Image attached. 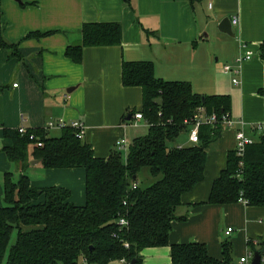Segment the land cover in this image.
Returning <instances> with one entry per match:
<instances>
[{
	"label": "crops",
	"instance_id": "1",
	"mask_svg": "<svg viewBox=\"0 0 264 264\" xmlns=\"http://www.w3.org/2000/svg\"><path fill=\"white\" fill-rule=\"evenodd\" d=\"M1 9L5 37L15 45L0 49V205L5 173L20 171L2 150L7 129H42L61 119L82 121L87 127L83 141L96 156L108 157L119 149L116 142L126 138L131 123L146 124L135 119L143 107L142 89L122 82L125 61H151L158 78L190 82L193 91L203 95H228L231 117L243 121L256 140L264 134V0H131V5L124 0H2ZM235 16L239 23L233 25L234 35L222 31L221 21ZM94 22L119 23L122 42L86 47L77 63L66 49L80 44L83 25ZM248 50L253 56L241 64L240 73L225 70ZM258 125L260 134L252 130ZM240 127H222L208 140L205 178L183 194L178 214L186 218L174 222L172 243H205L210 255L220 258V233L233 227L230 236L238 260L249 240L261 248L263 207L241 201L207 203L229 154L236 151ZM54 130L61 133L55 128L49 135ZM28 174L33 185L67 188L72 202L85 204L83 168L47 169L31 158ZM155 248L151 259L167 264L169 254L163 252L171 251L170 246Z\"/></svg>",
	"mask_w": 264,
	"mask_h": 264
},
{
	"label": "trees",
	"instance_id": "2",
	"mask_svg": "<svg viewBox=\"0 0 264 264\" xmlns=\"http://www.w3.org/2000/svg\"><path fill=\"white\" fill-rule=\"evenodd\" d=\"M124 1L131 5V0ZM1 2L0 49L11 50L15 44L5 37ZM81 33V43L66 49V55L77 63L86 47L122 42V26L115 22L86 23ZM260 56L264 59V42ZM122 82L142 89L139 112L148 127L147 134L130 142L126 161L119 149L108 157L96 156L72 127H65L56 137L44 128L29 129L42 141L41 146L18 129L5 131L2 150L20 171L17 180L13 172L4 175L0 264L15 229L18 236L6 264H80L84 259L90 264H109L122 258L141 264L142 250L165 246L171 248L169 264H236L229 241L222 242L220 258L211 256L205 243L171 242L174 222L186 218L178 214L184 204L182 196L204 180L208 140L222 131L220 125H202L199 143H190L191 125L186 120L201 106L207 113H229L230 97L199 94L190 82L158 78L151 61H125ZM31 158L39 159L47 169L83 168L85 204L72 202L67 188L33 185L28 174ZM143 167L162 178L149 187L133 188ZM241 199L248 206L264 208V134L247 147L243 157L236 151L229 154L207 203L228 205ZM122 218L128 225L121 228ZM248 243L258 250L252 240ZM260 246L264 248V240Z\"/></svg>",
	"mask_w": 264,
	"mask_h": 264
},
{
	"label": "built area",
	"instance_id": "3",
	"mask_svg": "<svg viewBox=\"0 0 264 264\" xmlns=\"http://www.w3.org/2000/svg\"><path fill=\"white\" fill-rule=\"evenodd\" d=\"M239 23V18L237 16H235L232 19V24L233 25H237ZM253 56V53L251 51H246L245 54H242L241 56H239L236 59V63L235 64H228L225 66V70L229 71V72H235V73H240L241 71V64L247 60V59H251ZM234 82L238 83L239 80L237 77L234 78ZM15 86H17V84H15ZM23 118V117H22ZM135 119L139 120V119H143L142 113L137 112L135 114ZM24 120V118H23ZM187 123H189L191 125V130H190V134H189V138L190 141L193 143H199L200 141V128L202 125H211L213 127H216L218 125L224 127H236L238 124H241V127L237 130L236 132V141H237V145H236V152L238 154V156L243 157L247 147L251 144H253L256 141V137L254 135H251L247 130L246 127L244 126V122L243 121H237L234 118L231 117V115L229 113H224L221 115H218L217 113H207L204 107H199L197 113H195V115L186 120ZM130 125L133 126H137L138 123L136 121H134L133 123H131ZM65 127H72L73 129H75L76 131V136L80 139H83L85 137L86 134V130L87 127L84 124V122L82 121H72L70 123H68L67 121H65L64 119H61L59 121H49L45 126H44V130L46 132L52 130V129H64ZM19 133L22 135H27L29 134V138L33 141H37V144L39 146L42 145V141L39 139L38 136H36L35 132H31L29 133V129L26 128L25 126L21 125L20 127L17 128ZM256 134H260L261 130H262V126L258 125L256 127H253L252 129ZM129 142L126 138H122L120 140H118L116 142V146L119 149H124V148H128L129 147ZM137 183H135L133 185V188H137ZM243 203H247V201L241 199L240 200ZM126 204V202L124 203ZM128 225V220L126 218H122L120 219V227H124ZM234 231L233 227H228L226 230V235H231V233ZM117 237H119L117 234L115 235ZM250 241V240H249ZM248 241V242H249ZM254 242V241H253ZM255 243V242H254ZM126 247H129V243H125ZM254 254H255V250L253 248H251V246L249 245V248L246 252V254H244L243 256H241L238 260V263L236 264H252V260L254 258ZM120 264H131V262L126 259V258H122L119 260ZM80 264H90L88 262V260L84 259L82 260V262ZM261 264H264V251L262 253L261 256Z\"/></svg>",
	"mask_w": 264,
	"mask_h": 264
},
{
	"label": "rangeland",
	"instance_id": "4",
	"mask_svg": "<svg viewBox=\"0 0 264 264\" xmlns=\"http://www.w3.org/2000/svg\"><path fill=\"white\" fill-rule=\"evenodd\" d=\"M128 129H129V133L127 132L126 139L128 140L129 143L136 136L145 135L148 132V127H147L146 124H144V122L139 123L135 127L134 126H130ZM59 135H60V132L58 130H54L50 134V136H54V137L59 136ZM183 135L185 136L186 134H183ZM119 151L121 152V156H122L123 161H126L127 160V155H128V148L119 149ZM13 172L15 174L14 177L17 180L19 178V171H16L13 168ZM39 175H40V173L38 172V175L36 177H39ZM161 178H162L161 175L158 176V177L153 176L151 174V172H150V169L148 167H143L138 173V176H137V179H136V183L138 185H140L141 187L146 188V187H149V186L153 185L154 183H156ZM84 180H85V178H84ZM81 182H82L81 181V177L76 179V184H77L76 186H77L78 189L82 186ZM77 192L81 193L80 190H78ZM1 203L4 204V200H2ZM23 230H27V228H24ZM18 231H19L18 229H15L13 234H12V238H11V241L9 243V247L7 248L3 264H6L7 258H8L9 253H10V249H11L12 245L16 242V239H17V236H18ZM231 239H232V237L230 235H226L225 232H221L220 233L219 240H220L221 244L224 241H229L230 243H232ZM233 246H234V244H233ZM157 250H158V248H155V247L146 248V249L142 250L140 255L142 256V258L144 260V264H155L156 263L153 260V258L151 259V256L155 255L156 254L155 251H157ZM165 251H168V254H169L168 255V262H167L169 264L172 261L171 251H170L169 248H166V250L164 249L163 253H165ZM146 257H148V259ZM233 257H234L235 262L238 263V258L236 257V248L235 247L233 248ZM145 260H146V262H145ZM109 264H120V262H119V260H115V261H112Z\"/></svg>",
	"mask_w": 264,
	"mask_h": 264
},
{
	"label": "water",
	"instance_id": "5",
	"mask_svg": "<svg viewBox=\"0 0 264 264\" xmlns=\"http://www.w3.org/2000/svg\"><path fill=\"white\" fill-rule=\"evenodd\" d=\"M17 1L20 2L21 0H17ZM219 27L225 33H228L230 35H234L232 20L229 17L224 18L221 21ZM263 251H264V248H261V249H258L255 251L254 258L252 260V264H261V256H262ZM136 263H137V261L135 259H133L131 264H136Z\"/></svg>",
	"mask_w": 264,
	"mask_h": 264
}]
</instances>
